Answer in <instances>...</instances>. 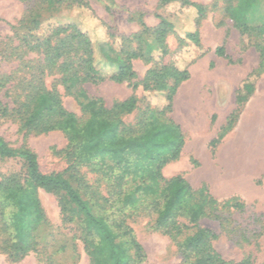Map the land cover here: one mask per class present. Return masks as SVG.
<instances>
[{
  "label": "trees",
  "instance_id": "trees-1",
  "mask_svg": "<svg viewBox=\"0 0 264 264\" xmlns=\"http://www.w3.org/2000/svg\"><path fill=\"white\" fill-rule=\"evenodd\" d=\"M260 1L223 0L222 13L239 34L256 38L253 45L260 59L237 92L238 107L253 93L250 78L264 72V24L255 26L248 21ZM60 3L36 0L20 22L27 34L18 40L26 51L42 56L41 74L55 71L61 76L81 117L64 108L55 88L47 89L33 79L19 88L12 108L0 104V115L16 121L24 138L60 132L67 143L61 151L66 169L59 174H43L32 150L24 144L11 148L0 138V160L21 165L17 175L0 177V252L10 263L21 261L29 253H35L40 264H58L55 257L64 254L77 257L74 247L68 251V244L58 245L57 235L49 233L38 197L42 191L55 197L61 226L72 234L65 240L79 241L89 264H142L145 252L127 224L139 216L151 218L156 231L176 242L181 264H253L249 257L239 262L223 259L213 248L217 236L199 225L203 219L219 220L221 211L241 210L238 199L218 202L205 186L194 189L181 176H162L163 168L177 161L184 147L180 127L168 117L179 86L189 79L186 67L165 62L166 39L175 35L174 25L160 20L150 31L141 23L140 34L125 37L110 33L103 24L104 38L99 41L83 23L63 22L56 17L53 13ZM158 5L194 10V31L177 36V41L180 49H196L192 63L201 58L204 52L198 26L205 16L204 7L190 0H158ZM69 7L71 11L89 8L83 1H73ZM148 34L154 37L156 47L144 51L143 36ZM214 53L223 57L224 49L218 47ZM141 59L150 67L141 81L134 82L133 62ZM104 82L131 83L133 91L141 86L143 101L158 95L163 105L147 107L135 124L125 125L122 117L136 109L137 99L131 96L106 108L101 98H90L83 89L85 84ZM234 119L232 114L210 141L212 152L231 130ZM83 170L97 178L96 186L87 185ZM101 185L104 192L99 191Z\"/></svg>",
  "mask_w": 264,
  "mask_h": 264
},
{
  "label": "rangeland",
  "instance_id": "rangeland-1",
  "mask_svg": "<svg viewBox=\"0 0 264 264\" xmlns=\"http://www.w3.org/2000/svg\"><path fill=\"white\" fill-rule=\"evenodd\" d=\"M60 1L53 14L63 22L69 19L83 23L94 31L99 41L104 38L103 24L110 33L125 37L140 34L141 23L150 31L157 27L160 20L174 25L175 35L166 39L168 56L165 62L170 64L174 61L178 67H186L189 79L179 86L168 117L180 127L184 147L178 160L163 168L162 176L165 179L181 176L194 189L205 186L218 202L238 199L242 204L241 210L221 211L218 213L219 220L203 219L199 225L217 236L213 248L226 261L239 262L249 257L253 264H264V72L257 78H250L253 93L242 106L236 104L238 90L259 65V53L253 45L257 42L256 38L247 39L239 34L232 21L222 13L223 0H190L205 9V16L198 26L204 54L192 63L197 55L196 49L193 46L180 49L177 41V36L183 37L195 29L196 15L190 8L178 5L161 8L158 0ZM73 1H83L88 10L71 11L69 5ZM35 2L0 0V104L12 108L19 88L33 79L36 83L41 81L47 89L55 88L64 108L81 117L76 100L67 94L62 85L61 76L55 71L41 74L38 69L42 56L28 52L20 45L18 39L27 34V29L20 22ZM249 19L252 25L264 24V0L258 3ZM143 39L144 51L156 47L151 34L143 36ZM135 46V43L131 45L132 48ZM218 47L224 49L223 57L215 55ZM149 67L143 59L135 60L133 70L137 79L134 82L141 81ZM83 89L88 97L101 98L106 108L134 96L137 99L136 109L122 117L125 125L135 124L147 107L159 108L163 105V99L158 95L147 96V100L143 101L141 86L133 91L131 83L85 84ZM187 99L193 100L188 101L197 120V125L190 129L184 122ZM232 114L235 119L231 130L212 152L210 141ZM0 138L11 148L24 144L32 150L43 174H59L67 167L61 154L67 143L60 132L24 138L16 121L0 115ZM20 170V163L0 160V177L17 175ZM82 174L88 186L97 185L94 175L85 170ZM99 191L104 192L103 185ZM38 197L49 233L57 235L55 240L58 245L68 244V251L74 247L77 254V257L71 254L56 256V262L89 264L79 241L65 240L64 237L70 238L72 234L68 235V229L61 226L55 197L42 191H39ZM127 224L145 252L142 264H181L182 257L176 242L156 231L151 218L132 217ZM0 264L40 263L35 253H29L17 263H10L7 256L0 252Z\"/></svg>",
  "mask_w": 264,
  "mask_h": 264
},
{
  "label": "bare ground",
  "instance_id": "bare-ground-1",
  "mask_svg": "<svg viewBox=\"0 0 264 264\" xmlns=\"http://www.w3.org/2000/svg\"><path fill=\"white\" fill-rule=\"evenodd\" d=\"M192 92V91H191ZM196 91L194 90V93H195ZM190 94H192V93H190ZM189 94V95H190ZM192 96V95H191ZM190 96V97H191ZM192 98L193 99H195L193 96H192ZM186 99H184V101H185ZM189 99H187V102L185 103L184 101V103L186 104H184L185 105V108H184V111H185V109H186V112H185V114L184 115H186L185 117H186V119H184V122L186 123V126H188L189 128L188 129H190V128H194V126H196L197 125V120H196V116H195V114L193 113L194 111H193V107H192V104H190V100L188 101ZM191 101H193V100H191ZM194 103H196V102H194ZM193 106H194V104H193ZM182 107V106H181ZM182 110V109H181ZM200 110V109H199ZM183 111V112H184ZM197 111L195 110V113H196ZM180 114H182L181 112H180ZM199 116V115H198Z\"/></svg>",
  "mask_w": 264,
  "mask_h": 264
}]
</instances>
